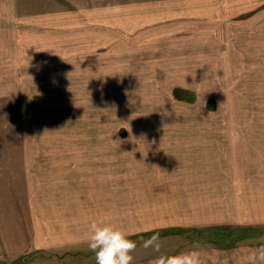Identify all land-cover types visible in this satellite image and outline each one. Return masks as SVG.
Instances as JSON below:
<instances>
[{
  "label": "rangeland",
  "instance_id": "obj_1",
  "mask_svg": "<svg viewBox=\"0 0 264 264\" xmlns=\"http://www.w3.org/2000/svg\"><path fill=\"white\" fill-rule=\"evenodd\" d=\"M101 221L132 264L264 248V0H0V264H96Z\"/></svg>",
  "mask_w": 264,
  "mask_h": 264
},
{
  "label": "clouds",
  "instance_id": "obj_2",
  "mask_svg": "<svg viewBox=\"0 0 264 264\" xmlns=\"http://www.w3.org/2000/svg\"><path fill=\"white\" fill-rule=\"evenodd\" d=\"M119 11V7L113 9ZM88 249L95 254L96 264H132L133 253L137 244L129 238V233L104 222H92L89 226ZM143 247H151L160 252L159 236L153 235L143 242ZM264 262V248L256 255L250 256V264ZM152 264H201L200 254L196 250L176 255H160Z\"/></svg>",
  "mask_w": 264,
  "mask_h": 264
},
{
  "label": "crops",
  "instance_id": "obj_3",
  "mask_svg": "<svg viewBox=\"0 0 264 264\" xmlns=\"http://www.w3.org/2000/svg\"><path fill=\"white\" fill-rule=\"evenodd\" d=\"M6 154H10V153H7ZM14 154H11V155H5V156H10L11 157H14L16 158V163H19V168L21 169L23 167V169L26 171L25 167L27 168V161H26V158H27V151H24V150H20V151H14ZM23 172V176L21 178H18V180L20 182H27L29 179H28V176H26L27 172ZM25 174V175H24ZM29 189V187L27 186L26 189Z\"/></svg>",
  "mask_w": 264,
  "mask_h": 264
}]
</instances>
